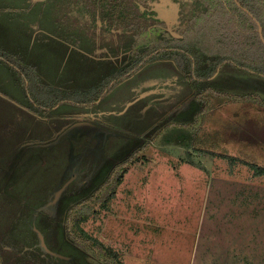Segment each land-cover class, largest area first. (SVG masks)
I'll return each mask as SVG.
<instances>
[{
  "label": "rangeland",
  "instance_id": "rangeland-1",
  "mask_svg": "<svg viewBox=\"0 0 264 264\" xmlns=\"http://www.w3.org/2000/svg\"><path fill=\"white\" fill-rule=\"evenodd\" d=\"M137 1L144 4V0ZM28 4L29 0H0V82L6 84V89L11 87L15 90L16 83L7 69L8 63L13 61L20 67L28 64L27 67H24L30 70V78L35 77V80H31L30 92L34 98L41 100L43 105L66 100L84 102V95L87 94L84 93L101 88L104 81L111 79L113 74L111 72L117 69L114 68V64L117 65L123 60L120 61L118 57H116L117 59L112 58V54H120L118 50L121 48H123L122 54L130 52L133 42L131 34L128 31L122 42L121 39L125 33L123 28L117 27L116 31V25L111 24L112 19L104 20L102 17L99 19L97 17V20L93 18L95 23L100 24L99 26L93 25L90 30L80 33V28L73 27L71 29L64 23L60 24L53 17L52 10L47 4L41 2L34 6ZM114 6L113 0H105L104 3L92 0L88 3L89 11L97 9V14L104 13L106 16L109 14L116 16L117 10ZM63 10L65 11V9ZM168 12V18L174 17L172 10H168ZM35 20L38 27L34 29L38 31L31 33L30 24ZM144 22H149V20L144 19ZM157 26L158 28L151 29L152 33L157 34L156 31L164 27L160 23ZM100 28L106 29V33L109 31L111 33L101 36L103 32L99 31ZM197 29L200 38L204 35L207 37L208 25L199 24ZM172 30L169 29L170 32ZM160 31L162 30L160 29ZM109 37L113 38L114 45L112 44L111 48L104 52L99 48L96 51L92 50V48L99 47L98 45ZM144 37L146 40H150L152 35L145 33ZM164 37L170 38L168 35ZM155 38L157 42V37L155 36ZM175 39L178 40L179 36ZM193 39H196V36L193 35ZM173 41L174 37L169 40L170 43H174ZM136 43L141 46V53L144 44H140L139 41ZM193 47L201 48L202 45H193ZM194 48H191L185 55L175 53L178 63L179 60L181 61L180 64L175 63L176 67H170L163 61L140 62V67L132 73V76L135 77L131 81L123 85L117 84L104 92V105L106 106L109 100L114 99L116 100L114 107L117 109L120 103H124L127 99L130 100V104H126H132L133 91L140 92L145 88L143 79H140L149 73H157L154 74V78L159 82L155 85H148L146 90L151 89L150 87L163 88L157 93L151 91V94H146L144 99H140L144 101L145 105H139V108L145 107L144 117L139 119L140 121L133 116L137 103L132 106L128 105L123 116H120L122 115L121 111L108 114L109 120L115 122L113 129L116 130V136L108 137L105 144L103 140L106 131L99 130L106 129L105 126L94 124L91 119L72 120L87 116L93 108L86 106L91 104L75 105L73 106L75 108L61 107L62 110H71L70 116L73 118H61L56 125H50L46 128L44 137L35 136L33 139L23 141V144H29L28 146L32 149L30 160L33 162L36 161L35 157L39 151L48 152L40 156L46 165L43 170H33L31 182L23 180L17 184L10 203L0 200V216L8 217L9 213L11 215L13 212L12 217L1 218L3 223L0 225L2 226L0 228V264H40L38 262L41 264H86L80 259L81 252L65 244L59 238L56 248L63 252L64 256H62L67 258V255L77 254L78 262L75 258L74 260L71 258V263L61 262L60 257L57 258L48 252L41 253L36 250V244H33L34 235L28 231L27 227L28 220H32L29 215L33 211L43 208V213L47 215L52 213L51 215L60 217L64 212L61 210L63 207L55 211L56 207L52 205L55 199H51V201L48 199L51 191L57 189L59 185L67 183L81 187L83 184L84 191H87L85 195L90 196L93 187H85L86 183L99 178L100 174L105 175L108 161L114 164L118 163L119 159H124L132 149L133 143L138 146L145 141H150L155 135V130L176 119V113L183 116L184 123L193 122L192 104L194 106L195 89L190 87L188 81L184 82V80L188 79L186 77L190 73L187 62L189 60L194 62L193 58L198 54ZM206 58L204 52L198 57L202 70L206 69ZM112 61L114 63L111 68ZM143 64L145 68L141 67ZM212 79H215L217 87L224 91L240 95L255 94L257 97L254 95L250 101H239L225 95L206 93L204 95L209 97L210 108L199 115L197 122L187 128L181 126H175L174 130L169 128L167 130L173 132L168 134L166 131L157 134L155 145L160 148L159 146L165 143H173L166 142L165 139L180 140L190 142L191 147H204L219 153L213 155L193 152L189 155L184 150L176 155L174 151L168 150L170 152L168 156L156 152L151 155L149 163L142 172L143 178H149L150 174H152V178L156 177L158 180L154 181L155 184L151 179H147L145 182L134 180V185H124L126 182L124 181L117 191L118 197L111 202L113 214L110 212L107 215L104 207L100 203L94 202L91 205L90 217L81 222V226L87 234L96 237L117 252L116 261H119L120 264H132L137 259L149 264H188L189 254L192 251L191 245L198 232L197 229L203 231L205 238L210 236L212 229L208 231L205 228V221L202 225L203 216L200 217L206 180L209 183V177L202 169L189 163L191 161L204 166V168L208 167L207 173L211 170L214 171V168L217 167L220 173L226 174L228 168L233 166L235 171L237 170L235 173L240 178V185H235V189H239L241 193L239 199L241 211L247 218L255 213L258 228L262 226L261 223L264 221V175H257L258 177L253 178L254 171L251 169L250 163H257L264 167V105L260 102V99L264 101V78L225 64L219 67ZM38 83L44 91L37 96L36 91H32V86L37 89ZM72 88H75L74 92L70 90ZM58 96L63 99H56ZM205 102L206 99L201 103ZM153 127L154 131L150 132ZM137 132H139V136ZM75 135H77L76 138L72 139ZM136 138L137 140H135ZM60 140L61 144L56 146ZM65 140L70 142V146ZM63 141H65L64 144ZM163 141L164 143H162ZM32 142L33 144H30ZM18 150H22L21 145ZM220 153L233 156V162L228 156L223 157ZM146 158L145 160L148 161ZM181 161L185 163H180ZM174 164L175 167H173ZM220 164H224V166H219ZM222 177L225 176H219L220 179ZM138 183H142V185L137 186ZM214 186L212 184V191H214ZM214 197L215 194L212 192L206 206L209 212L217 208L214 206V203L217 202ZM126 203L131 205L128 211ZM119 214L124 217H120ZM247 218L246 221L242 218V230H244L242 231V247L245 244L248 252ZM201 227L203 228L201 229ZM33 228L35 231L38 230L35 226ZM49 229L51 232L52 228ZM54 229L52 231L55 236L59 237L58 228ZM219 229L220 225L215 232H218ZM197 237V243H199V233ZM52 240L54 239L50 238L49 243ZM261 243L264 244V237L258 239V235L257 241H251L252 258L257 259V254L264 255V247L260 246ZM49 245L54 246L53 243ZM52 252L54 253V251ZM86 259L90 264H109L93 252H90Z\"/></svg>",
  "mask_w": 264,
  "mask_h": 264
},
{
  "label": "crops",
  "instance_id": "crops-1",
  "mask_svg": "<svg viewBox=\"0 0 264 264\" xmlns=\"http://www.w3.org/2000/svg\"><path fill=\"white\" fill-rule=\"evenodd\" d=\"M38 2H41L42 4H47V6H49L52 10L51 12L53 13V17L56 20H58L60 24L64 23L66 27H69L71 29L73 27L80 28L81 29L80 33L81 32L85 33L87 30H90L91 26L93 25H98V26L100 25L99 23L97 22L95 23L93 21V18L95 20L96 17H94L91 13L93 14L96 13L95 15H97L98 19L101 18L104 14V13L101 14L102 12L100 13L101 15L97 14V10L96 11L91 10L90 13V11L87 10L88 3L90 2V0L87 1L86 0H29L28 5L34 6V4H38ZM85 2H87V9L82 8L85 6L83 5ZM63 9H65V11ZM119 24L123 27V30L125 32L123 34L124 37L122 36L121 39V41L123 42V38H126L128 34L129 24L126 19L125 20L121 19ZM139 25H144V24H139ZM30 27H31V33H35L38 31L37 29H34L35 27H38L36 20L34 22H31ZM84 28L85 31H83ZM106 29L103 28L99 29V31L102 30L103 32L101 33L102 34L101 36L111 33L110 31L106 33L107 32ZM170 29H173L172 30L173 35L178 36V33L174 31L173 27ZM93 37L95 38L96 36ZM112 39H113L112 37L104 39L101 42L102 45L99 44L98 45L99 47L95 46L96 49L92 48V50L96 51L97 48H99L101 51L104 52V50L111 48L113 44ZM118 52L120 54L117 55L112 54V58L118 57L120 61L121 59H123L121 61L122 63L120 62L117 65L114 64V68L117 69L127 64L130 57L129 51L122 54L123 48L118 50ZM157 55L158 56L152 57L150 60H147V63L151 61L154 63L163 61V63H167L168 66L170 65V67H176L175 58L171 55V53L164 51V52H159ZM198 57L199 55L197 54V56L194 57L195 60L196 59L198 60ZM206 57H208L207 54ZM112 63H114V61H112L111 64ZM12 64L13 61L9 62L8 63L9 67L7 69L11 73L13 79L15 80L14 83H16V89L14 90L11 87H8L6 89L5 87L6 84L0 82V200L7 201L8 203H10L13 199V195L15 193V187L17 186V184L23 180H29L31 182L33 180L32 179L33 170H43L46 165L45 161L42 160L40 156L48 152L44 153L43 151H39L36 149L37 151H39V153H37L35 157L36 161L33 162L30 160V154L32 149L31 147L28 146L29 144H23V141L27 139H33L35 136L44 137L46 128H48L50 125L51 126L56 125L61 118L62 119L73 118L70 116L71 115L70 113H72L71 110H62L61 107L66 106L67 108H75L73 107L75 105H84L81 104V101H75V100L56 102L50 105L41 104V102H38V99L35 100L33 98L32 96L33 94H31L30 92V83L31 80H35V77L33 76L32 78H30V76L28 77L27 75H23L22 72H20V70L16 66V64L15 63H14L15 65ZM112 67L113 64L111 65V68ZM141 67L145 68V65L143 64ZM25 70L30 74L29 69H25ZM114 71H112L111 73H113ZM154 74L157 73L154 72L149 73L147 76H144L140 79V80L143 79V84H145L146 86L140 92H137L138 90L136 89L138 88L135 89L136 91H133V94L131 95V101H132L131 105H129L130 100L127 99L124 101V103L122 104L120 103V105L116 109L114 107L116 100L112 99L109 100V103L105 106L103 103V98H105L104 97L105 94H103V96L95 100L94 103H92L89 106H86L89 108H91L92 106L93 108V110L90 111V113L87 116H82L81 118H74L72 120L77 119L83 121V120L91 119V121H94V124L105 126L106 129L103 128L99 129L100 131L106 130V135L104 136V140H103V143L105 144L108 137L116 136L115 135L116 132L113 129V127H115V122L109 120L108 114L114 111H119V112L121 111L122 115L120 116H123L125 114L124 111L126 112L129 106H132L137 103L136 111L133 113V116H135V118H137L138 121H140L139 119L144 117L145 105L143 103L144 101L140 99H144L146 97V94H151V91L155 92L158 89L159 90L162 89L159 87H154V88L150 87L151 89L146 90L148 88L147 87L148 85H155L157 82H159L156 81V78H154L155 77ZM134 77L135 76H132V74L129 75L128 77L114 84L109 89L105 90V92L112 89L117 84L123 85L128 81H131ZM185 81L186 80H184V82ZM34 90L38 95V92L39 93L42 92L41 85L38 83L37 89L32 86V91ZM70 90L74 92L75 88H72ZM141 104L144 106H142V108H139V105ZM166 133H168V130L166 131ZM137 135L139 136V132H137ZM76 136L77 135L73 136L72 139L76 138ZM65 141L70 146L69 144L70 142H68L67 140ZM65 141H63L62 143L64 144ZM150 141H148V145L144 148V150L139 152L131 162H129L128 164L122 167V169H124V172L122 174V177L118 185L116 186L115 194L104 205V209L107 211V215H109L110 212L111 214H113L111 207L113 206V204L111 202L112 200H114V198L118 197L117 191L119 189V186L122 185L124 181H126L124 185L125 184L134 185L133 184L134 180L138 182L141 181L145 182L147 179L149 180L151 179L153 183L154 181L157 182L158 179H156V177L152 178V174H150L149 178H143L142 172L144 171L145 166L149 163V160L151 159V155L155 154L156 152L157 154L161 152L169 156L170 152L168 150L174 151L176 155L180 154L184 150H186V152L189 153V155L193 152H197L200 154L208 153L207 151L203 150V149H207L204 147H191V145H182L176 143H165L162 146H159L160 148H157L155 145L156 138L152 137ZM30 144H33V142ZM59 144H61V140L56 143V146H58ZM20 145L22 146L21 151L18 150V147ZM145 158L148 161H146ZM180 163H185V162L181 161ZM189 163L202 169L207 175V177H209V183L208 180H206V188L204 190L203 203H202L203 205L201 207L200 217L203 216L202 225L205 221V228H207L208 231H211L212 229V232L208 238H205V234L203 233V231L202 230L199 231V229H197L198 231L197 234L199 233V243H197L198 237L196 234L195 239L191 245L192 251L189 254L187 263L188 264H244L247 262L249 264L250 263L264 264V259H262L264 258V255L263 256L258 254L256 255V250L254 248L255 251L254 254L258 256V258L255 259L252 258V253L250 251L251 241L253 242L257 241V235H258V239L264 237L263 234L264 221L261 223L262 226L261 227L259 226L258 228L256 221V217H257L256 214L252 213L247 218L244 215V213L241 211V206L239 201L241 197V193L239 189H235V185L236 186L240 185V178L235 173L237 172V170L235 171V168L232 166V168H228L226 174H222L219 172V169L216 167L214 168V171L211 170L209 173H207L206 171L209 170L208 167L205 166L204 168V166L197 165L192 161ZM219 166H224V164H220ZM173 167H175V164L173 165ZM219 176H225V177H222V179H220ZM255 176L258 177L256 174H254L253 178H255ZM41 177L43 178V175H41ZM212 184L215 185L214 191H212L211 189ZM140 185H142V183L137 184V186ZM212 192L215 194L216 197L214 198L215 201L217 202L214 203V206H217V208H215L216 210L209 212L206 206L209 203V198ZM4 197L7 199H5ZM125 200L127 199L125 198ZM130 206L131 205L129 203H126L127 211L130 209L129 208ZM12 216H13V212L11 213V215L9 213L8 217H12ZM119 216L124 217L122 214H119ZM8 217L0 216V225L3 223L1 218H8ZM29 217H33L32 213L29 215ZM242 218L245 221L247 218L246 223L248 224V226H246V231H247L246 234L248 235L246 241H248L247 244H249L248 252L246 250L245 244H243L244 246L242 247V231H244L242 230ZM218 225H220V229L218 232H215L216 229L218 228ZM1 227L2 226H0V228ZM202 228L203 227H201V229ZM260 246L264 247V244L261 243ZM144 257L146 258V256ZM253 259L255 263L254 262L252 263ZM132 264H149V263L137 259L136 262Z\"/></svg>",
  "mask_w": 264,
  "mask_h": 264
},
{
  "label": "trees",
  "instance_id": "trees-1",
  "mask_svg": "<svg viewBox=\"0 0 264 264\" xmlns=\"http://www.w3.org/2000/svg\"><path fill=\"white\" fill-rule=\"evenodd\" d=\"M186 1V4L184 3L183 6L185 8L184 12L183 10L182 13L180 12L181 16H184L185 18V23L183 25L173 26L174 31L178 33V40L175 39L177 36L173 35L172 31H169L170 27L168 26L163 25L165 28L168 27V29H162L164 27L159 28L156 31L157 34H155L151 32V29L158 28L157 25H129L128 28L133 39L129 53V61L124 66L114 71L111 75V79L109 81H104V85L101 88H95L91 91L89 90L85 92L84 94L87 93L84 95L85 101H81V104L94 103L95 100L103 96L105 92L104 90L109 89L117 82L131 75L140 67L142 62H147V60H150L152 57L158 56L157 54L159 52L167 51L168 53H171V55L175 58V62L177 63L178 60H176L177 56L175 53L185 55L188 51H190L191 48H194L193 45L200 46V44L202 45L201 48L198 47L194 49L198 51V55H201L202 52L207 54L208 57L206 59V69L202 70L200 68L199 59L195 60V58H193L194 62L189 60L187 64L190 73L186 77L188 79L185 81H188L191 85L190 87L195 89V102H193L194 106L192 104L194 120H192L193 122L184 123L182 119L183 116L176 113V119L155 130V135L153 138H156V136H158L157 134H161L163 131H167L169 128H173L172 130H174L175 126L187 128L196 123L199 115L210 108L209 97L204 95L206 93L220 96L225 95L229 98L239 101H250L255 94L240 95L237 93H229L221 88H218L215 79L212 78L218 71L219 67L225 64L249 71L264 78V43L259 36L256 23V21L260 23L264 37V0H237L239 5L235 0ZM199 24L208 25L209 29L207 37L204 35L200 38V33L197 29ZM160 29L162 31H160ZM145 33L152 35L150 40L145 39ZM167 35L170 38L166 39L164 37ZM193 35L196 36V39L192 40ZM155 36L157 37V42ZM173 37L174 43H170L169 40ZM136 41H139L140 44H144V49L141 53V46H138ZM180 62L181 61L179 60V64ZM24 66L27 67V65H23V67H17L23 75H27L28 77L31 76L28 72H26L25 69L27 68ZM42 91L44 90L42 89ZM34 99L36 100L37 98ZM56 99H63V97L58 96ZM204 99H206V102L202 104L201 102ZM38 102H41V100H38ZM260 102L264 105V101L260 99ZM153 131L154 127L151 128L150 132ZM171 132L173 131H168V133ZM135 140H137V138ZM164 141L182 145H190V142H182L180 140L171 141L165 139ZM147 145V141L138 146L133 143V147L131 146L132 149L126 154L124 159H119L118 163L114 164H112L111 161H108L107 166L105 167V175L100 174L99 178L93 179L90 183L86 181L87 183L85 187H93L91 189L93 192L90 196L85 195L87 194V191H84L83 184L81 187H75L71 184H67L60 193L59 197L52 204L56 207L54 208L55 211H58L61 209V207H63L61 210L64 212L60 217L57 218L56 215H51L52 213L48 215L43 213V208L33 211V217H29L32 219V222L28 220L27 227L28 231H31L32 235H34L33 244H36L35 249L41 253H47V251H45V249L40 244L38 234L33 228L34 226L37 227V229L43 234L44 241L48 248L51 246L49 244H54V246L49 248L50 251L52 250L54 253L48 252V254L54 255L57 258L60 257L59 259L61 262L66 261L71 263V258L73 260L75 258L76 262H78L79 257L77 254L72 256L67 255V258L63 257V252L59 248H56L58 238L62 239L65 244L70 245L71 247L75 248V250L81 252L82 256H80V259L82 262H86V264H90L86 259L90 252L95 253L100 259L107 261L109 264H120L119 261H116L117 252L112 250L110 246L105 245L96 237L87 234L82 228L81 222L86 221L90 217L92 212L91 205H93L94 202H98L104 207L106 202H108L114 196L115 188L124 172L122 167L131 162L134 157L137 156L139 152L144 150ZM203 150L207 151L208 153L210 152V154L213 155L219 153L216 151H211L208 148ZM221 156H228L231 162L234 160V157H230L231 155L229 156V154L227 155L222 153ZM250 167L253 169L254 174L264 175V167L260 164L258 165L257 163H250ZM61 185H59L57 189ZM57 189L51 191L49 194L48 199L50 201L51 199H54ZM67 198L69 199L65 200ZM49 200H47L48 203L50 202ZM49 228H52L53 230H55L54 228H56V230L58 228L59 237L55 236V233L52 231V229L50 232ZM50 238L54 239L51 241V243H49ZM38 263L41 264V262Z\"/></svg>",
  "mask_w": 264,
  "mask_h": 264
},
{
  "label": "flooded vegetation",
  "instance_id": "flooded-vegetation-1",
  "mask_svg": "<svg viewBox=\"0 0 264 264\" xmlns=\"http://www.w3.org/2000/svg\"><path fill=\"white\" fill-rule=\"evenodd\" d=\"M98 1H102L104 3L105 0H98ZM186 2H187L186 0H144V4H142L141 1H137V0H124L122 2L121 0H113V4H115L114 7L117 10L116 16H112L110 14L106 16L105 14H103L102 18L104 20L112 19L111 24L116 25L115 27L116 31L118 28L119 29L123 28L119 24L121 19L124 20L126 19L129 25L146 24L150 26L152 25L155 26L158 25V23H160L168 27L169 26L173 27L175 25L179 26L185 23V18L184 16H181L180 12L182 13V10L184 12L185 8L183 6L184 3L186 4ZM85 3L83 4L85 6L82 8L87 9V2ZM87 10L90 9L88 8ZM168 10H172L174 13V17H172L171 19L168 18L169 15ZM91 14L94 17H96L97 20V15H95L96 13L95 14L91 13ZM144 19H148L149 22H144ZM162 90L163 88L161 90L158 89L155 92L157 93Z\"/></svg>",
  "mask_w": 264,
  "mask_h": 264
},
{
  "label": "water",
  "instance_id": "water-1",
  "mask_svg": "<svg viewBox=\"0 0 264 264\" xmlns=\"http://www.w3.org/2000/svg\"><path fill=\"white\" fill-rule=\"evenodd\" d=\"M235 1H236L237 4L239 5L238 1H237V0H235ZM244 9H245V8H244ZM245 10H246V9H245ZM256 23H257V30H258L259 36H260L262 42L264 43V37H263L262 27H261V25H260V23H259L258 21H256ZM103 131H106V130H103ZM66 185H67V183H63V184H62V185L56 190V192H55V198H54L55 200L58 198V196H59L60 193L63 191V189L65 188ZM36 232H37V234H38L40 244H41V246L45 249V251L50 252V253H53V252L50 251L49 248L47 247V245H46V243H45V241H44V237H43L42 233H41L39 230H37Z\"/></svg>",
  "mask_w": 264,
  "mask_h": 264
}]
</instances>
